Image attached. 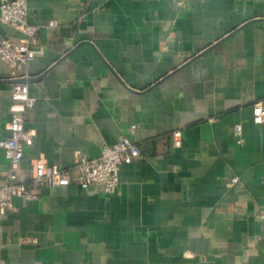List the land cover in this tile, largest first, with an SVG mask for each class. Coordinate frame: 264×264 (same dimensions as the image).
<instances>
[{"label": "crops", "instance_id": "crops-1", "mask_svg": "<svg viewBox=\"0 0 264 264\" xmlns=\"http://www.w3.org/2000/svg\"><path fill=\"white\" fill-rule=\"evenodd\" d=\"M27 7L39 30L22 71L35 105L18 179L38 162L72 169L123 137L140 158L120 166L114 194L70 184L13 198L0 264H264V123L252 122V106L264 107V0ZM2 41L24 35L0 22ZM11 83L0 60V139L10 137ZM8 170L0 149V186Z\"/></svg>", "mask_w": 264, "mask_h": 264}, {"label": "built area", "instance_id": "built-area-1", "mask_svg": "<svg viewBox=\"0 0 264 264\" xmlns=\"http://www.w3.org/2000/svg\"><path fill=\"white\" fill-rule=\"evenodd\" d=\"M27 15V0H0V22L24 35V41L19 44L10 41L0 42V60L8 67L9 80L12 82L11 110L14 113L6 125L10 137L0 139V149L9 164L6 182L0 186V219L6 212L13 210L11 206L13 198L36 199V196L30 192V188L54 189L75 184L81 189L100 186L103 193L114 194L118 186L120 166L131 164L140 158L137 146L128 137H123L112 145L104 146L96 159H87L79 155L72 169H62L57 165L38 162L28 181L18 179L17 166L22 159L25 144L32 138V134L24 128L25 114L35 105V99L28 92L29 79L22 71L36 57L35 47L39 27L30 25ZM48 27H53V23H49ZM252 122L254 125L264 123L262 105L252 106ZM135 129L136 126L132 125L129 132L133 133ZM241 134V126L236 125L233 128V135L241 137ZM173 140L174 147H180V132L173 133ZM9 181H16V183L11 184ZM234 182L236 179H233L229 185ZM260 218L264 221V211L261 212Z\"/></svg>", "mask_w": 264, "mask_h": 264}]
</instances>
